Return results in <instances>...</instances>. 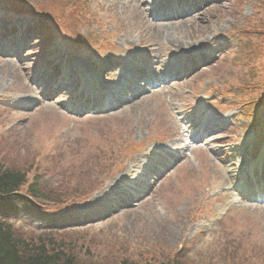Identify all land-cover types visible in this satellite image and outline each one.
I'll return each mask as SVG.
<instances>
[{
	"label": "rangeland",
	"instance_id": "374dc122",
	"mask_svg": "<svg viewBox=\"0 0 264 264\" xmlns=\"http://www.w3.org/2000/svg\"><path fill=\"white\" fill-rule=\"evenodd\" d=\"M20 1L37 6L33 12L38 7L49 12L57 24L43 26L50 40L37 45L38 54L27 62L0 58V166L25 173L27 183L37 176L39 184L51 190L50 200L42 203L46 220L57 214L67 222L72 219L67 217L68 206L84 198L89 189H100L106 167L110 170L109 160L122 152L123 129L130 128L132 138L148 145V151L170 135L180 134L184 139L191 135L192 111L198 104L214 110V119L228 122L205 136V144L198 149L201 163L200 158L180 162L147 202L125 208L108 220L103 219L109 214L105 211L98 216L100 222L74 224L64 232L40 230L39 224L47 227L50 221L28 224L13 219L16 236L34 244L43 237L56 244L61 241L79 264H120L123 259L136 264H173L176 256L184 264H264V205L232 206L221 218V208L230 203L226 193L209 195L225 185L227 169L219 163L234 153L242 136L257 133V143L264 137V0H220L201 6L194 18L171 26L148 21L137 0ZM166 45L188 48L182 56L203 48L215 58L189 81L161 78L157 72L165 68L149 67L154 88L105 117L78 119L66 114L55 102L67 94L20 110L11 107L26 94L36 97L37 88L26 82L24 70L34 68L36 60H55L73 49L74 64L76 56L91 58L85 72L94 70L113 84L115 74L103 72L108 56L128 48L130 61L143 57L156 68L171 55ZM212 94V100L208 99ZM230 113L232 118H228ZM99 159L105 163L102 168L96 162ZM98 172L102 174L96 176ZM19 192L26 193V187ZM98 203L96 193L76 205L74 219L88 221L91 206ZM195 218L217 223L204 222L201 233L193 225L196 222L190 223ZM188 242L200 244L198 251L180 258V248H188Z\"/></svg>",
	"mask_w": 264,
	"mask_h": 264
},
{
	"label": "trees",
	"instance_id": "16d2710c",
	"mask_svg": "<svg viewBox=\"0 0 264 264\" xmlns=\"http://www.w3.org/2000/svg\"><path fill=\"white\" fill-rule=\"evenodd\" d=\"M25 183L26 175L24 173L0 166V194L4 195L18 190ZM29 189L32 194L41 192L35 184L30 185ZM0 264L79 263L76 257L69 254V251L65 252V245L61 241L56 244V241L52 238L43 237L38 238L36 244H34L31 241L23 240L21 236L17 237L11 226L0 219ZM120 264H129V262L123 259Z\"/></svg>",
	"mask_w": 264,
	"mask_h": 264
},
{
	"label": "bare ground",
	"instance_id": "6f19581e",
	"mask_svg": "<svg viewBox=\"0 0 264 264\" xmlns=\"http://www.w3.org/2000/svg\"><path fill=\"white\" fill-rule=\"evenodd\" d=\"M166 32H167V31H166ZM166 32H165V33H166ZM165 33H164V34H165ZM162 35H163V34H162ZM166 36H168V35H166ZM168 37H169V36H168ZM166 39H167V38H166ZM168 41H169V40H168ZM74 97H76L75 94L72 95V97H71V101H73V98H74ZM260 163H261V162H260ZM261 167H262V165H261Z\"/></svg>",
	"mask_w": 264,
	"mask_h": 264
}]
</instances>
